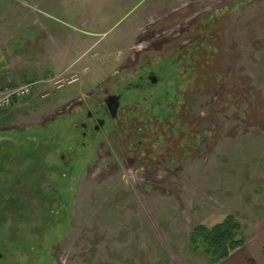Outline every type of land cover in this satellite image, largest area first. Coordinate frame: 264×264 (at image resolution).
Instances as JSON below:
<instances>
[{
    "label": "rangeland",
    "instance_id": "obj_1",
    "mask_svg": "<svg viewBox=\"0 0 264 264\" xmlns=\"http://www.w3.org/2000/svg\"><path fill=\"white\" fill-rule=\"evenodd\" d=\"M0 58L35 83L0 112V264H209L195 227L264 221V0H0ZM142 64L170 67L126 103L158 156L108 129L64 168L90 89Z\"/></svg>",
    "mask_w": 264,
    "mask_h": 264
},
{
    "label": "flooded vegetation",
    "instance_id": "obj_2",
    "mask_svg": "<svg viewBox=\"0 0 264 264\" xmlns=\"http://www.w3.org/2000/svg\"><path fill=\"white\" fill-rule=\"evenodd\" d=\"M140 59L138 58V61ZM170 63L173 65V59ZM169 71L170 67L166 64L159 65L158 68H145L142 64L136 70V75L129 80L121 81L118 78L110 86L106 83L108 82L106 79L104 84L95 85L93 89H90L89 95L93 97L100 93L102 95L100 94L101 97L99 96L92 107L77 115L73 123H70L66 128V131L71 130L69 140L64 137L57 146L63 167L71 170L78 157L79 147L84 148L94 143L101 135L108 134V129L122 131L121 136H126L125 139L129 140L126 150L129 151L130 155H132V150L140 149L145 156L151 154L158 156L160 151L158 149L159 144H155L156 141L149 138H145L146 142L141 139L135 141V135L140 130L144 132L143 130L148 128L142 129L137 125L135 128L132 125V122L129 121V107H126V103L132 94L145 95L165 84L167 78L169 80ZM165 135L173 140V127L170 128V133Z\"/></svg>",
    "mask_w": 264,
    "mask_h": 264
},
{
    "label": "trees",
    "instance_id": "obj_3",
    "mask_svg": "<svg viewBox=\"0 0 264 264\" xmlns=\"http://www.w3.org/2000/svg\"><path fill=\"white\" fill-rule=\"evenodd\" d=\"M247 240L248 236L242 224L235 216L230 215L212 227H195L190 234L189 244L194 250L203 249L209 264H220L243 248Z\"/></svg>",
    "mask_w": 264,
    "mask_h": 264
},
{
    "label": "crops",
    "instance_id": "obj_4",
    "mask_svg": "<svg viewBox=\"0 0 264 264\" xmlns=\"http://www.w3.org/2000/svg\"><path fill=\"white\" fill-rule=\"evenodd\" d=\"M1 61H2V59L0 58V66L2 65ZM0 72H1V74H0V82L3 85H5V86H12V85H9L11 82H13V80H11V77H10L11 74L4 73L3 71H1V69H0ZM6 76H7V78H6ZM23 81H24V83L27 82V80H23ZM256 222H257L256 225H255L256 229H255L254 232L252 231V234H251V237H250L251 240H250V238L248 236V240H247L245 246L243 248H241L242 250L241 251H236V253L233 256V258H230V260H227L226 263H229V262H233L234 263V261L235 262L239 261L242 264H248V263H246L247 259L253 260L254 264H259L260 263L259 259H257V258L255 259L251 255L248 256V254H246L247 251H245L246 249H249L252 246H255V248H256V244L253 245V243L256 242L258 238L259 239H264V221H256ZM259 255L262 256V260H263V263H264V244H262L261 247L259 248Z\"/></svg>",
    "mask_w": 264,
    "mask_h": 264
},
{
    "label": "built area",
    "instance_id": "obj_5",
    "mask_svg": "<svg viewBox=\"0 0 264 264\" xmlns=\"http://www.w3.org/2000/svg\"><path fill=\"white\" fill-rule=\"evenodd\" d=\"M34 86L35 84H25L18 88H10L0 84V111H6L16 103L29 98Z\"/></svg>",
    "mask_w": 264,
    "mask_h": 264
}]
</instances>
